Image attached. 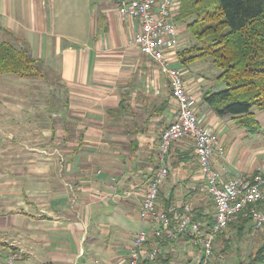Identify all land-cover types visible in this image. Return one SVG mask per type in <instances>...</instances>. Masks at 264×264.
Returning a JSON list of instances; mask_svg holds the SVG:
<instances>
[{"label": "crops", "instance_id": "0c3cea01", "mask_svg": "<svg viewBox=\"0 0 264 264\" xmlns=\"http://www.w3.org/2000/svg\"><path fill=\"white\" fill-rule=\"evenodd\" d=\"M48 1L0 0V43L24 41L36 61L59 75L62 91L57 96L47 93L45 99L46 105L60 106L49 116L59 122L57 133L27 131L31 139L56 136L61 144L40 150L24 146L22 151V163L29 164L22 169L34 170L18 174L30 179V211L29 246L28 250L16 246L21 255L17 264H129L128 255L142 228L141 203L156 173L160 137L174 122L178 106L168 81L135 46L139 22L121 20L119 0L100 3L97 27L81 50L69 48L67 36L50 27ZM179 31L182 34L181 27ZM173 64L184 69L189 93L200 94L199 118L225 148L224 156L214 157V168L225 180L252 174L255 168L243 161L235 164L227 156L231 142H250L249 136L234 138L230 132L238 127L235 122L217 116L205 102L206 93L217 92L216 82L198 72L189 76L179 57ZM43 84L49 90L54 87ZM261 154L264 151L253 145L244 150V158ZM168 164L159 206L168 211L190 203L195 218L213 217L214 204L193 143H174ZM246 232L244 238L256 236L249 228ZM187 240L165 243L160 256L148 264H197L198 250L191 251Z\"/></svg>", "mask_w": 264, "mask_h": 264}, {"label": "built area", "instance_id": "2783aa9c", "mask_svg": "<svg viewBox=\"0 0 264 264\" xmlns=\"http://www.w3.org/2000/svg\"><path fill=\"white\" fill-rule=\"evenodd\" d=\"M181 8L182 0H119L118 3L122 21L139 22L134 44L168 81L178 106L174 122L160 137L159 168L141 203L142 228L130 250L129 264L154 262L165 243L184 238L198 250L197 264H212L217 238L243 216L251 219L254 232L264 231V174L225 180L214 168V157L224 156L225 148L219 135L204 127L199 118L196 106L200 94L189 93L184 72L173 64L182 43L177 21ZM181 140L193 143L200 174L214 204V223L210 228L195 219L190 203L174 205L168 211L159 206L160 188L170 172L168 156L172 145Z\"/></svg>", "mask_w": 264, "mask_h": 264}, {"label": "rangeland", "instance_id": "374dc122", "mask_svg": "<svg viewBox=\"0 0 264 264\" xmlns=\"http://www.w3.org/2000/svg\"><path fill=\"white\" fill-rule=\"evenodd\" d=\"M93 1H91L93 4L91 7L89 0L48 1L50 27L67 36L69 48L74 47L76 48L75 50H81L82 48L80 47L87 43L97 27L96 25L94 27V23H98L96 20L100 13V3L104 0ZM179 24L182 31V43L178 52L196 43L192 34L187 32L186 26L183 23ZM13 41H15V47L26 49L30 52L24 41L18 42L17 39ZM31 57L33 56L31 55ZM150 64L151 66L153 65L151 61ZM40 65L42 75L35 78L18 79L12 78V76H0V264H17L18 260L21 259V255L17 254L16 246H22L23 250H28L29 246L30 179L29 177H20L18 174L30 173L34 168L31 166V169L27 166L25 167L27 169H22L21 167L24 164L29 165L28 163H22L25 160L22 153L24 146H33L35 149L38 148L40 150L47 147L55 148L56 145L58 147L61 144L59 142L60 139L56 136L44 137L43 135V139H31V135L27 133L28 130L32 134L41 130H54L57 133L56 129L59 123L58 121L56 122L55 118V122L53 118L49 119L54 110L51 104L46 105L45 99H47V93L57 96V93L62 92L57 85L61 78L56 72L47 70L42 63ZM181 70L184 71V69ZM188 71L190 72L189 76L198 72V74L204 75L205 79L214 80L217 87H219L217 91L225 88L224 84L217 79L221 72L213 68L210 58L191 64L188 67ZM37 82L38 86L34 88ZM43 82H49L48 86L53 83L54 87L49 90ZM53 98L55 97L51 99L54 100ZM255 114L261 123V131L256 135H248L243 129L234 127L233 131L230 132V134L235 135L234 138L239 139L237 138L239 135L246 134L249 136L250 142L240 140L242 142H239L240 144H245L241 147L240 144L235 145L237 142L235 140L230 143L227 152L228 158L233 159L235 164L243 161L246 167L255 168L252 174H244L252 177L264 174V154L244 158V150L248 145H253L258 151H264V111L255 110ZM235 130L236 133L238 132L237 134ZM21 132L24 134L21 135ZM40 156L43 155L40 154ZM33 158L37 159L36 157ZM157 162L158 165L159 158ZM55 186L57 187L56 184ZM16 226L19 227L17 228L19 233L16 231ZM251 230L254 232L253 228ZM254 233L256 235L254 237L247 236L243 240H239L236 230L230 226L217 238L214 244L212 263L248 264L249 257L264 246V231ZM228 239L230 244L227 243ZM20 242L22 243L20 244ZM188 248L191 251L197 250L192 245L188 246ZM25 253L23 255L28 257V254Z\"/></svg>", "mask_w": 264, "mask_h": 264}, {"label": "trees", "instance_id": "16d2710c", "mask_svg": "<svg viewBox=\"0 0 264 264\" xmlns=\"http://www.w3.org/2000/svg\"><path fill=\"white\" fill-rule=\"evenodd\" d=\"M177 21L186 26L196 41L178 52L181 65L189 67L210 58L213 68L221 72L217 79L225 88L206 93V104L217 116L231 118L248 135L258 134L262 127L255 110L264 111V0H182ZM15 46L0 43V76H41L40 63L28 50ZM52 107L58 111L60 106ZM155 168L157 172L159 164ZM195 219L209 228L214 223L212 216L199 214ZM231 227L243 240L248 228L252 231L251 219L243 216ZM262 263L264 246L248 262Z\"/></svg>", "mask_w": 264, "mask_h": 264}]
</instances>
